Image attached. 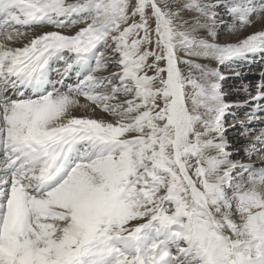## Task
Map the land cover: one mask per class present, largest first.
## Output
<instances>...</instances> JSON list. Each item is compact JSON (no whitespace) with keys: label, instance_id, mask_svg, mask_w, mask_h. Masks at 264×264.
Instances as JSON below:
<instances>
[{"label":"snow or ice","instance_id":"snow-or-ice-1","mask_svg":"<svg viewBox=\"0 0 264 264\" xmlns=\"http://www.w3.org/2000/svg\"><path fill=\"white\" fill-rule=\"evenodd\" d=\"M257 58L264 0H0V264H264Z\"/></svg>","mask_w":264,"mask_h":264},{"label":"rangeland","instance_id":"rangeland-1","mask_svg":"<svg viewBox=\"0 0 264 264\" xmlns=\"http://www.w3.org/2000/svg\"><path fill=\"white\" fill-rule=\"evenodd\" d=\"M254 30H259V25H256L254 28H248L246 30H241L240 37L243 38L244 36H247ZM247 32V34H246ZM249 32V33H248ZM210 66H215L214 62ZM183 67V66H182ZM223 71L227 72L226 69H222ZM240 72L244 73L243 79L240 78H230L229 80L222 82L223 83V89L228 93V100L230 102H240L242 101L247 93H245L243 90H241V86L244 84H247L250 86V89L254 92L256 84L259 82V76L262 71H264V63L259 62V59L257 58V62L253 63L251 65H245L244 67H241L238 69ZM79 114V113H77ZM242 115V113H241ZM229 123H232V121L229 119ZM238 135V133L230 130L228 132V137L230 142L236 143V141L233 139L234 136Z\"/></svg>","mask_w":264,"mask_h":264},{"label":"bare ground","instance_id":"bare-ground-1","mask_svg":"<svg viewBox=\"0 0 264 264\" xmlns=\"http://www.w3.org/2000/svg\"><path fill=\"white\" fill-rule=\"evenodd\" d=\"M249 33V32H248ZM246 34H247V32H246ZM82 113H79V114H77V115H81Z\"/></svg>","mask_w":264,"mask_h":264}]
</instances>
